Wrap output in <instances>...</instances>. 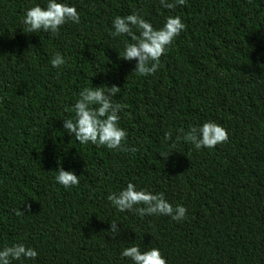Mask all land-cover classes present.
<instances>
[{"label": "trees", "instance_id": "obj_1", "mask_svg": "<svg viewBox=\"0 0 264 264\" xmlns=\"http://www.w3.org/2000/svg\"><path fill=\"white\" fill-rule=\"evenodd\" d=\"M58 2L81 22L53 36L21 22L48 0H0V250L38 252L13 264H132L121 253L133 245L159 248L167 264H264V0ZM134 12L156 29L169 16L187 26L154 75H132L137 61L119 58L130 38L111 35L115 17ZM113 85L134 151L80 144L64 129L84 88ZM206 122L228 141L199 150L177 141ZM60 167L79 185H60ZM130 182L183 205L186 219L119 212L108 196Z\"/></svg>", "mask_w": 264, "mask_h": 264}, {"label": "clouds", "instance_id": "obj_2", "mask_svg": "<svg viewBox=\"0 0 264 264\" xmlns=\"http://www.w3.org/2000/svg\"><path fill=\"white\" fill-rule=\"evenodd\" d=\"M187 0H160L166 9H175L177 5L184 6ZM26 26V31L36 33L40 31L50 32L53 36L60 33L61 27L68 22L79 24L80 14L76 7L69 6L58 0H48L47 6H34L27 10L21 21ZM115 37L127 36L131 42H126L124 51L119 53V58L125 61H137L132 75H154L161 67V58L166 54L176 37L186 30V24L179 16H169L160 29L145 20L138 12L125 17L117 16L112 22ZM55 68H60L67 63L64 56L57 53L50 61ZM122 89L116 85L111 87L84 88L79 93V99L74 104L72 111L74 118L65 119V131L74 136L80 144H93L106 146L110 150L134 151L125 147L128 133L119 126L120 112L125 105L115 102L114 98ZM183 134L177 135V141L183 140L194 145L195 149H212L219 144L226 143L229 139L225 128L215 122H206L199 128L192 127L187 132L181 129ZM165 139L171 140L172 133H165ZM56 181L65 188L78 186L80 179L72 171H65L60 167L56 171ZM108 200L119 212H133L141 218L151 215L170 216L174 221L181 222L186 219L187 209L183 205L173 207L162 193L153 194L146 190H137L133 183L119 193L108 196ZM30 210V205H28ZM21 210L16 215H22ZM120 232L119 225L111 222L113 238ZM122 257L128 258L132 264H167V260L159 248L141 251L139 246L133 245L125 248ZM38 252L26 247L23 243L4 247L0 250V264H13V261L24 259L35 260Z\"/></svg>", "mask_w": 264, "mask_h": 264}]
</instances>
